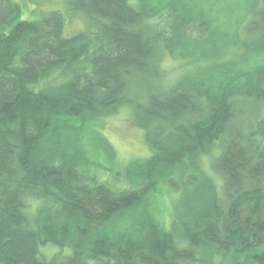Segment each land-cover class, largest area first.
I'll return each instance as SVG.
<instances>
[{
    "label": "trees",
    "instance_id": "trees-1",
    "mask_svg": "<svg viewBox=\"0 0 264 264\" xmlns=\"http://www.w3.org/2000/svg\"><path fill=\"white\" fill-rule=\"evenodd\" d=\"M67 4L85 30L0 0V264H264V0L234 3L232 31L198 0ZM164 52L200 66L162 88ZM121 105L150 151L123 188L81 136L110 156L94 124ZM214 148L220 190L198 163ZM161 182L180 193L169 228L151 210ZM48 243L71 253L46 260Z\"/></svg>",
    "mask_w": 264,
    "mask_h": 264
},
{
    "label": "rangeland",
    "instance_id": "rangeland-1",
    "mask_svg": "<svg viewBox=\"0 0 264 264\" xmlns=\"http://www.w3.org/2000/svg\"><path fill=\"white\" fill-rule=\"evenodd\" d=\"M21 7V19L33 20L40 18L43 14L50 11H60L64 17V34L70 35L79 30H85L86 20L78 14H72L68 10L67 0H12ZM131 2L133 0H130ZM199 4L210 8L212 16L225 22L222 24L224 29L234 30L239 13L241 10L234 8V3L240 0H198ZM155 3V2H154ZM153 4V3H151ZM230 5V6H229ZM227 11V13H226ZM156 21V20H154ZM198 61H204L207 56H197ZM159 66L162 72V88L175 83L185 74L190 73L200 66L199 62H191L188 59H181L175 54L164 52L161 56ZM132 108L129 105L117 107L102 122L96 123L97 132L108 141L112 147L111 155L108 156L101 148L100 140L94 139L89 134V128L81 130L83 143L86 146L89 157L97 165L91 166V170L97 174L100 180H105L108 184L120 187H132L141 182L142 168L136 163H140L149 156L150 151L144 139L143 130L136 126L132 121ZM219 154V150L214 148L210 153L199 157V165L202 170L207 172L215 181L217 188L222 187V178L212 167V160ZM131 171V173H130ZM128 175L126 176V174ZM130 177V179H129ZM132 185V186H131ZM180 193L161 182L157 193L151 195L150 204L152 212L162 223L164 228H169L173 219L174 207ZM37 201L28 200L27 211L33 214L36 210ZM66 256L71 253L68 247H60L53 244H45L39 247V255L49 260L54 254Z\"/></svg>",
    "mask_w": 264,
    "mask_h": 264
}]
</instances>
